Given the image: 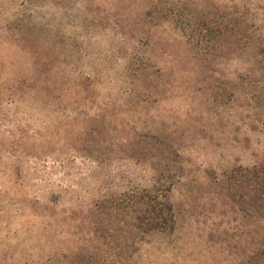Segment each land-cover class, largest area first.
Returning <instances> with one entry per match:
<instances>
[{"label":"rangeland","instance_id":"374dc122","mask_svg":"<svg viewBox=\"0 0 264 264\" xmlns=\"http://www.w3.org/2000/svg\"><path fill=\"white\" fill-rule=\"evenodd\" d=\"M1 3L0 26L20 0ZM162 3L179 5L192 13L211 10L215 24L220 23L226 7L242 14L245 11L256 18L257 28L264 29V0ZM144 5L142 0H39L28 7L36 23L43 21L49 31H60V55L54 61L66 64L65 76H89L94 80L88 88L94 103H82L79 108L72 106L65 111L35 109V104L26 99L0 105V136L23 131L27 133L23 141L32 146L23 161L22 184L15 185L13 175L8 173L1 177L5 200L9 203L14 195L27 196L47 206L44 212H35V206L27 205L23 215L11 219V225L17 229L25 221L34 225L50 222L59 230L52 243L65 246L70 237L71 245L77 224L72 219L74 211L88 210L106 193L150 186L159 169L168 167L169 174L178 175L173 167H181L184 178L176 185L173 198L182 224L166 248L167 261L227 264L228 259L239 255L241 242H249L250 221L227 202L213 181L230 167H249L263 159L264 90L257 88L255 96L248 97L239 91L237 74L247 67L248 57L238 58L225 50L222 54L211 52L209 61L203 64L170 21L157 27L148 24L141 30L140 58L135 63L146 69L144 76L138 80L132 75L121 78L129 55V38L135 33V16ZM117 20L121 22V32L114 28ZM68 35H74L79 44L70 52L66 47ZM19 58L14 50L0 46L4 69L1 77L14 73L7 68L10 62L16 68L21 66ZM251 78L264 83V72ZM97 114L103 115L95 125L107 137L125 135L133 128H157L173 146L144 162L128 158V152L123 151L126 147L116 141L110 139L109 144H103L104 137L98 136L93 141L98 142L100 152L93 161L73 147L81 143L79 133L86 124L84 119ZM108 128L111 133H107ZM85 213L80 212L81 216ZM50 244L26 250L21 263L35 264L36 257L46 254L43 250ZM113 248L110 242L107 249Z\"/></svg>","mask_w":264,"mask_h":264},{"label":"trees","instance_id":"16d2710c","mask_svg":"<svg viewBox=\"0 0 264 264\" xmlns=\"http://www.w3.org/2000/svg\"><path fill=\"white\" fill-rule=\"evenodd\" d=\"M38 1L20 0L21 6L12 9L1 22L0 46L14 50L20 57L21 66L16 68L10 62L7 68L14 73L1 77L4 69L3 60H0V105L16 104L22 99L34 103L35 109L49 111H65L72 106L76 109L82 103L92 105L94 102L91 101L92 96L88 95V88L94 80H90L89 76L85 79L79 78V75L65 76L66 64L63 60L54 61L55 56L60 55L57 45L60 44L58 37L62 35L58 30L49 31L43 21L36 23L33 11L28 7ZM142 2L144 9L135 16V33L129 38V55L121 78L132 75L138 80L144 76L146 69L135 63L140 58L141 38L138 37L143 32L141 30L148 24L157 27L164 21H170L180 29L203 64L209 61L211 52L222 54L225 50L234 52L238 58L248 57L247 67L237 74L239 91L248 97L255 96L257 88L260 92L264 90L263 82L250 80L253 75L264 72V29L257 28L254 16L226 7L220 23L215 24L213 11H206L205 8L199 13H192L183 11L176 4L165 6L162 0ZM0 6L3 7L2 3ZM114 28L122 31L119 20L114 21ZM65 38L69 41L66 45L68 52L78 48L74 35ZM23 58L28 61H21ZM101 115L84 119L86 124L79 133L81 143L73 147L93 158V161L97 160L100 152L98 142L93 141L98 136L104 137L103 144H109L112 139L126 147L123 151L128 152V158L144 162L156 153L169 151L173 146L165 139L167 135L157 128H133L125 135L121 133L107 137L104 130L95 125ZM262 124L264 127V120ZM17 133L0 136V179L7 173L13 175V182L19 187L23 181V161L31 153L32 146L23 141L27 133ZM107 133H111V129L108 128ZM40 148L44 149V145ZM166 168L159 169L150 186L127 188L119 194L106 193L94 200L88 210L74 211L72 219L77 224L74 225L71 245L68 237L65 246L52 243L59 230L50 222L34 225L25 221L13 229L11 219L23 215L27 205L35 206V212L38 209L44 212L47 206L38 199L18 195L12 196L7 203L5 187L1 186L0 264H22L26 250L47 243L51 244L44 248L46 254L40 253L35 264H171L167 261L166 248L182 224L173 192L184 175L181 167H173L178 175L169 174L171 169ZM213 182L223 191L227 202L250 221L249 242H241L239 255L228 259L227 264H264V157L258 164L249 167H230ZM80 212L86 213L81 216ZM110 242L114 248L108 250ZM228 244L227 241L226 247Z\"/></svg>","mask_w":264,"mask_h":264}]
</instances>
